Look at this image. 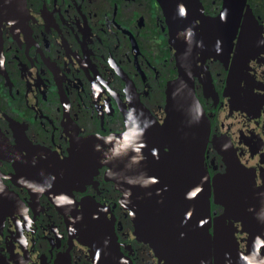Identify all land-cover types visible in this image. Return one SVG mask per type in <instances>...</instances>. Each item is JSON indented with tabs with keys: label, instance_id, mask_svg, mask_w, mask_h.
<instances>
[{
	"label": "flooded vegetation",
	"instance_id": "flooded-vegetation-1",
	"mask_svg": "<svg viewBox=\"0 0 264 264\" xmlns=\"http://www.w3.org/2000/svg\"><path fill=\"white\" fill-rule=\"evenodd\" d=\"M161 1H0V264H171L135 235L107 166L85 173L93 175L63 198L28 177L66 174L31 163L67 162L83 153L84 140L125 132L131 118L163 122L180 43ZM246 3L252 16L241 12L229 42L225 28L205 30L223 0L176 4L191 11L197 33L207 32L210 52L195 56L194 90L209 121L208 233L222 241L219 252L190 264H264V210L238 212L253 204L224 195L228 174L264 187V10ZM84 207L101 223L90 236L70 224Z\"/></svg>",
	"mask_w": 264,
	"mask_h": 264
},
{
	"label": "water",
	"instance_id": "water-1",
	"mask_svg": "<svg viewBox=\"0 0 264 264\" xmlns=\"http://www.w3.org/2000/svg\"><path fill=\"white\" fill-rule=\"evenodd\" d=\"M180 1H161L170 23V35L180 43L178 74L165 88L163 122L157 123L145 113L131 118L125 132L84 140L83 153L72 154L67 162L53 165L39 158L31 163L33 171L66 174H29L28 177L35 186L45 187L52 195L63 198L78 180L93 175L85 173L107 166L106 176L121 193L120 203L130 210L137 238L171 264H190L207 260L212 249L219 252L222 241L219 233L214 238L208 233L211 192L204 151L209 121L194 90V76L199 70L195 56L210 49L207 32L197 33L193 28L191 11L176 7ZM243 10L251 18L252 10L246 0H223L220 13L213 23L206 24L205 30L214 26L219 34L225 28L229 42ZM235 176L228 174L225 186L229 191L224 195L232 203L253 204L236 211L264 210V187L255 189L245 183L235 184ZM216 197L214 202L219 203ZM61 201L58 202L64 204ZM95 213L85 207L77 210L70 220L72 229L87 231L88 236L95 234L94 230L101 225Z\"/></svg>",
	"mask_w": 264,
	"mask_h": 264
},
{
	"label": "rangeland",
	"instance_id": "rangeland-1",
	"mask_svg": "<svg viewBox=\"0 0 264 264\" xmlns=\"http://www.w3.org/2000/svg\"><path fill=\"white\" fill-rule=\"evenodd\" d=\"M252 3H258L260 5L261 10H264V0H250Z\"/></svg>",
	"mask_w": 264,
	"mask_h": 264
}]
</instances>
